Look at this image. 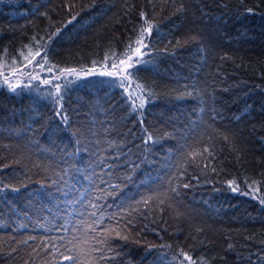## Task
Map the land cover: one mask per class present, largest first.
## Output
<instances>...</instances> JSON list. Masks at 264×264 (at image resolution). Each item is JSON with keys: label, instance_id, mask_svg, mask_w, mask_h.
Wrapping results in <instances>:
<instances>
[{"label": "trees", "instance_id": "trees-1", "mask_svg": "<svg viewBox=\"0 0 264 264\" xmlns=\"http://www.w3.org/2000/svg\"><path fill=\"white\" fill-rule=\"evenodd\" d=\"M142 35L136 111L98 72L54 81L59 103L41 80L13 91L2 79L37 50L55 71L106 67ZM102 191L97 234L88 205ZM258 197L264 0H0V264H180L181 251L197 264H264ZM118 213L119 227L108 219Z\"/></svg>", "mask_w": 264, "mask_h": 264}, {"label": "snow or ice", "instance_id": "snow-or-ice-1", "mask_svg": "<svg viewBox=\"0 0 264 264\" xmlns=\"http://www.w3.org/2000/svg\"><path fill=\"white\" fill-rule=\"evenodd\" d=\"M141 17L146 19L144 13H141ZM150 30H151V25L148 26L147 31H150ZM143 38L144 37L142 35L141 39L136 41V43L137 44H141L142 41H143ZM128 51L131 52L132 55L125 54L126 58L118 57L115 54H113L112 57L106 56V58H105L106 62L109 59H111V61H112L111 65H110L112 70L105 71L103 74L107 75L108 77L116 78V79H114L113 82H116V80L118 79L119 87L123 88L124 91L128 93L127 99L131 102L130 106L132 107L133 111H136L137 108H141L142 109L144 107V100L142 98L135 97V92L134 91H129L130 89L133 88V83L130 80V77L136 76L138 74V71H139V66L141 64H143V63H146V62L142 60L143 53H142L140 47L133 48L132 45H129ZM21 55H23V54H21ZM36 57H40L41 58L37 62L36 66H35L36 68H39V72L36 73L35 75L29 74L30 75V79H33V80L39 79L40 78V75H39L40 72L52 73L51 78H44V79L41 80V82L43 84H45V85H51L55 89L56 102L59 103V99H62V95H61L62 88H61L60 84L53 83V81L59 80L61 77H64L65 79H67L68 76L73 75V74H77L76 70L75 69H71V68L59 69V75H57L55 73L56 66L55 65H51L49 63V61L47 59V52L46 51L42 54L39 50H37L35 52V55L31 59H29L27 56H24V61H26L28 65H31L33 60H35ZM130 69H136V71H129ZM33 71H34V69H33ZM21 74H24V73L22 72ZM5 83H9L7 78H5ZM9 87L14 91L16 86L11 84V83H9ZM135 89H138V90H141V91L143 90L142 89V85H140L138 83L135 84ZM50 95H52V94L50 93ZM135 99H140V104L139 105H137L135 103ZM57 114L58 115H63V107L62 106H61L60 111ZM217 115H219V113H217ZM63 123L65 125H67L69 123V120H68L67 116H63ZM141 123H143V122L141 121ZM151 139H152V137H151V135H149L147 140H145V143H148L149 141H151ZM204 152L205 153H209V155H210V152H209L208 148H205ZM193 155H201L202 156L203 153H200L198 150H196L193 153ZM192 163L196 164V166L199 167V164L195 160H193ZM185 174H186V171H182L180 173V178H182ZM192 179L193 180H197L198 178L193 176ZM229 186L232 187V182H229ZM108 187L110 189H112L113 191L116 190V186H114V185L109 184ZM183 187L187 188V187H189V184H183ZM237 190H238V186L237 187H232V191L235 192ZM172 191L175 192L176 188H173ZM253 191H258V189H253ZM246 194H248V193H246ZM65 195H67V193H65ZM104 195L105 194L102 191V194L95 198V200L97 202L90 201L89 205H88L90 208L94 209V211H92L90 213V215L92 217H96L97 216V212L101 213L100 216H99V219L98 220H93V224L89 225V227L91 228L93 233H97V227H95L93 225L103 224V222L105 220V217H104V215L102 213V209H103V207H106V205H100L98 203V201L100 199L104 198ZM258 198L260 199L261 203L264 204V198H261V197H258ZM152 199H153L152 197H145V198L142 199V201L140 203H143L145 205V207H148L149 206V201L152 200ZM121 215H123V214L122 213H118V214H115V215H113L111 217H108V219L116 220V226L119 227L120 226L119 217ZM61 227H64V226H61ZM116 234L119 235V232H117ZM57 239L60 240V241H63L64 238L63 237H58ZM106 242H107V236H104L103 238H100L98 240V243L101 246L95 249V251L100 253L98 259L101 260V261L106 260V259H111V257L106 258L105 255H104L105 249H104L103 245ZM61 246H63V244H61ZM229 247H231V245ZM52 251H53V253H59L60 252V249H59V247L56 246L55 242L53 243ZM107 251H111V249H107ZM60 254L63 255V253H60ZM179 255L181 257H183V259L180 261V264H185V262H187V264H197V261L194 260L192 258V256H190L188 253L181 251L179 253ZM64 259L67 260L69 262V264H76L77 257H73V256L69 255V256H64Z\"/></svg>", "mask_w": 264, "mask_h": 264}, {"label": "rangeland", "instance_id": "rangeland-1", "mask_svg": "<svg viewBox=\"0 0 264 264\" xmlns=\"http://www.w3.org/2000/svg\"><path fill=\"white\" fill-rule=\"evenodd\" d=\"M135 47H140L141 48V51H142V43L141 44H135V46H133V48ZM127 55H132L131 52H127L126 53ZM33 57V55L29 58L31 59ZM124 58H126V56L124 55L123 56ZM40 60V59H39ZM37 59V57L35 58V60H33L32 64L31 65H28L27 62L25 61L22 66L18 67V68H15V69H11L9 70L4 76H2V79L4 80L5 82V78L8 79L9 83L15 85V84H18V83H21L23 81H27L30 79V75H35L36 73L39 72V68H36V64L37 62L39 61ZM111 65V64H110ZM109 66H106V67H100V68H97V69H88V70H76V73L80 76V75H84V74H89L90 72H98V73H101L103 74L105 71H108V70H112L111 67ZM34 69V71H33ZM24 73V74H21V73ZM55 73L57 75H59V70L55 71ZM77 74H73V75H77ZM40 75V78L38 80H42L44 78H51L52 76V73H48V72H40L39 73ZM57 80H55L56 82ZM54 82V81H53ZM9 83H6L8 86H9ZM124 90V89H123ZM129 91H134L135 92V97H139V98H142L141 96V93L138 89H135V85H133V88L130 89ZM127 96H128V93L126 92ZM140 102V99H135V103L138 104Z\"/></svg>", "mask_w": 264, "mask_h": 264}]
</instances>
